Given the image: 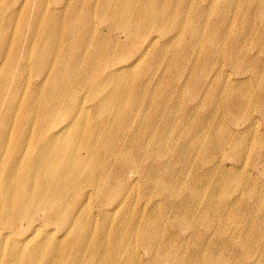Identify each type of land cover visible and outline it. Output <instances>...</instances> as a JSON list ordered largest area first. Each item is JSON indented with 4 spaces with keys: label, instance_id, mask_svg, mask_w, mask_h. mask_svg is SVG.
<instances>
[{
    "label": "bare ground",
    "instance_id": "1",
    "mask_svg": "<svg viewBox=\"0 0 264 264\" xmlns=\"http://www.w3.org/2000/svg\"><path fill=\"white\" fill-rule=\"evenodd\" d=\"M28 1L0 0V14L10 13L0 24V264H264L263 145L254 157L262 170L229 176L245 166L237 160L219 170L225 146L242 160V131L258 136L264 125V49L252 45L264 47V0L233 10L232 0H68L66 19L57 8L25 9ZM170 53L179 76L199 71L166 97L162 85L146 88L156 75L145 68ZM225 62L247 78L201 77ZM134 76V92L119 95ZM181 86L197 101L185 106ZM225 110L242 114L241 125L225 128ZM236 187L242 195L210 224L207 203ZM140 190L147 200H136ZM163 218L192 232L167 233Z\"/></svg>",
    "mask_w": 264,
    "mask_h": 264
},
{
    "label": "rangeland",
    "instance_id": "2",
    "mask_svg": "<svg viewBox=\"0 0 264 264\" xmlns=\"http://www.w3.org/2000/svg\"><path fill=\"white\" fill-rule=\"evenodd\" d=\"M39 1H42V2L40 3ZM64 1H68V0H29L28 1L29 3L27 2L25 9L30 8L31 10H33V9L34 10H36V9L37 10L38 9L39 10H44L46 7H48L49 9H55V8H57L59 10L60 9L62 10V11H60V13L66 19L67 18V14L64 12V9L62 8V5H63ZM195 1L196 0H194V2ZM232 1L234 2V5L232 7V10H233V8H234L235 5L244 6V3H246L245 2L246 0H232ZM22 2L24 3L25 0H8L7 3H10V4L14 3L13 4V7L16 8V7H19ZM198 2L199 1H196L195 2L196 4H194V7L193 8H196L198 6L197 5ZM2 5H4V4H2ZM79 5H81V3H79ZM226 5H227V3H225L221 7V10H223L226 7ZM8 14H10V13L9 12H4V11H3V13L0 14V24H2V26H4L3 21L5 19L7 20V15ZM232 14H233V12H232ZM16 15L17 14H15L14 16H16ZM239 15H241V14H239ZM11 16H12V14H11ZM22 17H23V15L18 16L16 19H13V22L9 24L10 32H13V30L15 28H17V27H21V25L20 24H17V23L22 21ZM94 20L96 21V23L100 27L101 24H102V23H99L100 20L99 19H96L95 17H94ZM106 26H107L106 24H103V26L100 27V28H103L104 31H106ZM114 32L116 34H118V32H119V35H120L119 38H120V40H121L122 43H124L125 45H130V43H128L129 42V39L126 38L123 35V32L121 31L120 28H115ZM9 35H10V33H9ZM216 43H217V46L221 49L222 48V45L219 44L218 42H216ZM252 45H254L255 47H257L258 49H261V52L264 49L261 41H259L258 38L256 39V41H254L252 43ZM132 51H134V50L126 51L125 52V55H123V56L126 57V58H129L130 55H131V53H132ZM175 53H176V51H175ZM263 53H264V50H263ZM171 55L172 54L170 53V55L165 60L163 58H160L158 61L148 60V62L151 63L152 65L150 67L147 66V68H145V70L148 73H152V74L155 73V75H156V80L154 82L150 83L149 84V87H146V88H148L149 90H151V89L157 87V84L158 85H162V93L166 97L170 94V84H172L173 82L176 84L175 81L187 79L190 76L191 72H198L199 71V69L196 68V69H193L192 71H185V72L181 73V75L179 76V74H180V68L182 66H181L180 63H177V64L171 63L170 62V56ZM260 55H261V53H260ZM210 62L213 63L212 59H210ZM217 62L218 63H224L221 60L220 61H217ZM144 67H146V66L141 61V64H140L139 68H144ZM201 72H202L201 73V77L204 78V79L207 77L206 76L207 74H210L211 77H214L215 75H222V76H224V78H226L225 77V74H229L228 76L230 78V83H232V82L241 83L245 78H247V77H238L234 73V71H232L230 69V67L228 66V64L226 62L223 65L222 68H217V70H213V71L210 69L209 71L206 70V72H203V71H201ZM223 72H225V74H221ZM25 73H26V77L29 78L32 81L36 79V76L38 74L37 70L33 67V64L25 67ZM175 78H177V79L174 80ZM221 78H223V77H221ZM135 80L138 81V77H135L134 76L132 78V83H131L130 86H129V82L128 83L125 82V81L120 82V84H119V95L120 94H123L125 87H128L129 94H130V92L133 93L134 90L137 87L136 86L137 83L135 84ZM20 87H21V89L23 91L27 86H26L25 82H23V83H21ZM84 87L85 88H87V87L89 88V91L90 92H86V93L90 94V96H91L90 99H94L95 97H98L99 96L98 94L96 95L94 92H93V94H91V89H90L89 84L84 85ZM182 88H183V86H181V95L184 97L183 98V101H185V102H183V104L185 106H188L189 104H193L195 101H197V100H190L189 103H188L187 98H186V96L188 95V92L185 94V91L182 90ZM126 92L128 93V90ZM146 93H149V92L147 91ZM89 101L90 100H88V103H89ZM70 103H72V100H70ZM210 110L211 109H209L208 107H206L204 109L205 114H208V112ZM70 111H71V109L70 110H67L66 113L68 114V112L70 113ZM21 112H23V111H21ZM230 117L232 118V116L229 115V112L225 110L223 112L222 117H221V122H223L225 128L226 127H233L234 128V125L235 124L241 125L240 124L241 123V120H243V118H244L242 116V114L237 115V118L236 119L234 118V120H232ZM232 130H233V132H235L234 129H232ZM242 132H243L242 134H244V137L246 139L245 140V144H244L245 146H244L243 154H242V160L235 159V158H233L231 156H228V151L231 148L229 146H225L224 149L227 151V156H225V159L222 162L224 165L219 166V170L224 172L226 169H230L231 164L237 165V163L235 162L236 160L239 161V162H242L241 164L244 163L245 166L244 165H241V167H239L238 169H231L232 171L231 172L229 171L228 172V175L229 174H233V175H238V174L248 175L250 173L253 174L256 170L258 172L259 169L260 170L263 169L261 163H258V161L257 162H254V157L257 156L258 150H259V148H260L261 145H263L262 148H264V125H262L260 127V131H258V133H260V134L258 136L251 135V133L248 132V131L245 132V133H244V131H242ZM11 136H12L11 138L13 140H15L17 138L18 132H17L16 126H15L14 130L12 131ZM259 141L261 143L260 145L258 143ZM252 162H254V163H252ZM200 173H201V171L199 172V174ZM134 195H136L135 198H136L137 201L138 200L139 201L140 200H147L144 197L143 192L141 190L139 192L134 193ZM240 195H242V191L238 187H236L234 190L230 189L227 192V194L224 197V200H213V201L207 203V205H210L213 208V211H211L209 213V217H210L209 222H210V224L213 223V222H215V220H216V213H218V211L221 208L225 207L223 204L227 200L228 201L229 200H232L235 197L240 196ZM93 205H94V202L92 204V208H93ZM139 205L140 206H143L144 203L143 204H139ZM139 205H136V208H135L136 211H140L141 210V208H140ZM132 210H134V208ZM167 215H169V214H167ZM164 216L165 215H163V209H159V211H158V218H159V220L162 217H164ZM163 220H164V224L162 225V227L164 228L165 232H167V233L170 232V231L180 232V231L186 229L187 231L184 232L183 236L180 235L181 238H185L186 235H189V231L188 230L191 231L190 227H187L186 224L178 225L176 223L170 222L166 218H163ZM202 231H203V235H205L206 232L208 233L207 229H204L203 228ZM206 236L209 238L210 237V234L208 233V235H206ZM211 236H213V238H216L215 237V233L211 234ZM194 238L195 237L193 236V233H192L191 236H190L189 241L192 242ZM195 250H199V249L196 248ZM142 252H144V251L141 250V253ZM205 264H209V263L206 262Z\"/></svg>",
    "mask_w": 264,
    "mask_h": 264
}]
</instances>
